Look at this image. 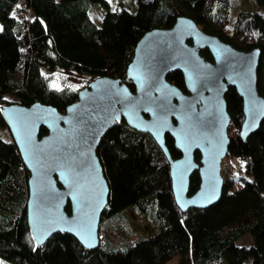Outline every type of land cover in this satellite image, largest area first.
<instances>
[{
  "label": "trees",
  "instance_id": "trees-1",
  "mask_svg": "<svg viewBox=\"0 0 264 264\" xmlns=\"http://www.w3.org/2000/svg\"><path fill=\"white\" fill-rule=\"evenodd\" d=\"M90 2L106 8L100 25L89 14ZM255 2L252 9L238 10L229 24V0H137L134 12L112 10L108 0H24L32 15L22 19L12 13L16 0H0V106L41 101L64 109L79 89L51 85L47 72L57 68L91 79L119 76L134 89L126 66L137 40L150 28L170 26L180 14L235 47L259 46L257 88L264 96V0ZM200 53L212 59L207 48ZM167 78L185 89L180 70ZM224 97L230 115L229 163L222 159L221 195L206 207H178L168 160L148 132L123 118L107 129L96 149L109 185L96 248L62 231L36 246L26 216L29 172L12 137H0V264L3 259L15 264H164L174 256L176 264H218L221 258L227 264H264V118L242 139V98L234 86ZM0 124L6 126L1 113ZM46 131L41 127L39 134ZM165 143L173 158L180 155L169 134ZM199 180L194 170L189 193ZM65 208L69 211V204ZM134 208L142 215L135 216ZM135 229L142 234L132 237ZM246 233L252 242L237 244Z\"/></svg>",
  "mask_w": 264,
  "mask_h": 264
},
{
  "label": "water",
  "instance_id": "water-1",
  "mask_svg": "<svg viewBox=\"0 0 264 264\" xmlns=\"http://www.w3.org/2000/svg\"><path fill=\"white\" fill-rule=\"evenodd\" d=\"M202 48L212 59L200 53ZM260 54L259 46L235 47L180 14L170 26L150 28L137 40L126 66L134 89L121 77L104 74L80 88L61 110L41 101L1 105V118L29 172L26 216L36 246L56 231L72 234L88 249L98 246L109 185L96 149L107 129L122 118L148 132L161 148L182 211L218 200L229 143L224 94L234 86L242 98L239 135L245 139L264 118V96L257 88ZM174 70L182 72L184 90L168 80ZM41 127L47 130L43 134ZM166 134L180 151L176 158L165 143ZM194 170L199 185L189 193Z\"/></svg>",
  "mask_w": 264,
  "mask_h": 264
},
{
  "label": "rangeland",
  "instance_id": "rangeland-1",
  "mask_svg": "<svg viewBox=\"0 0 264 264\" xmlns=\"http://www.w3.org/2000/svg\"><path fill=\"white\" fill-rule=\"evenodd\" d=\"M110 8L112 10H120V9H126L130 12H134L137 9V0H108ZM229 12L231 15V20L235 17L238 10L244 9L249 10L255 7L256 2L255 0H229ZM106 8L103 4L99 2H90L89 4V14L92 17L93 21L100 25L102 21L103 14L105 13ZM12 13L22 19L25 17H30L32 15V12L28 10L24 4V0H16V4L12 10ZM48 79L51 85L55 87H62L67 86L72 89H80L88 84V82L91 80V77L88 74L80 73L75 70H67L62 68H57L53 71L47 72ZM5 97L9 100H14L15 97L11 94L5 95ZM0 137L3 139H10L11 134L6 126H3L0 124ZM224 161L226 163H229V159L223 157ZM232 168H236L235 166ZM135 216L138 214H141L142 212L138 211L137 208H134ZM142 215V214H141ZM155 215V213H154ZM152 213H149L147 216L148 220H151ZM139 217H141L139 215ZM135 221V220H134ZM134 224H140L135 223ZM139 234H142V232L138 229H135V233L132 234V237L137 236ZM252 242V236L249 233H246L245 235L239 237L236 240L237 244H245L248 245ZM177 262V256H174L170 259H168L164 264H176ZM3 264H15L14 262L10 260L3 259ZM218 264H227L224 258H221Z\"/></svg>",
  "mask_w": 264,
  "mask_h": 264
}]
</instances>
